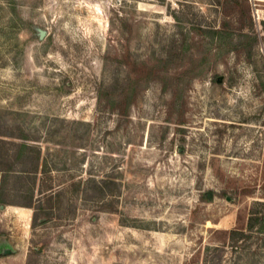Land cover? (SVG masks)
Returning a JSON list of instances; mask_svg holds the SVG:
<instances>
[{
  "label": "rangeland",
  "instance_id": "obj_1",
  "mask_svg": "<svg viewBox=\"0 0 264 264\" xmlns=\"http://www.w3.org/2000/svg\"><path fill=\"white\" fill-rule=\"evenodd\" d=\"M0 131V264H264V0H0Z\"/></svg>",
  "mask_w": 264,
  "mask_h": 264
},
{
  "label": "trees",
  "instance_id": "obj_2",
  "mask_svg": "<svg viewBox=\"0 0 264 264\" xmlns=\"http://www.w3.org/2000/svg\"><path fill=\"white\" fill-rule=\"evenodd\" d=\"M0 136H8L10 137L9 134L4 133L2 131H0ZM14 149V150H13ZM34 148L32 146H30L27 143H16L13 142L11 140H8L6 138H0V173H2V177H3V181L1 183V189L3 190V192H5L4 190L6 189L7 186V180L12 178L11 177V172L13 171V165L14 163H18L20 165H25V155H35V158L33 159V157L29 159V163L33 164V166L29 169V168H23L22 172L28 173L30 174V176H35L38 173L39 170V162H40V152L37 151L35 152V150H33ZM15 151V158L13 159L10 152ZM33 151L35 152V154H33ZM28 153V154H27ZM26 160H28V158H26ZM43 172H46L45 168L43 167ZM23 175V174H22ZM22 176H20L21 178ZM41 192V191H40ZM33 194V192H32ZM2 204H6V201L2 198H0V205ZM28 205L32 206L33 202L31 201ZM258 220V219H256ZM253 219H251L250 221V227L252 228L253 225H255V223H253ZM260 223L263 225L261 230L264 229V222H262L260 220ZM45 245L42 246L41 251L44 249Z\"/></svg>",
  "mask_w": 264,
  "mask_h": 264
},
{
  "label": "water",
  "instance_id": "obj_3",
  "mask_svg": "<svg viewBox=\"0 0 264 264\" xmlns=\"http://www.w3.org/2000/svg\"><path fill=\"white\" fill-rule=\"evenodd\" d=\"M38 32H39V37L40 38H44L47 34V32L43 29H38ZM211 196V194H209V197Z\"/></svg>",
  "mask_w": 264,
  "mask_h": 264
}]
</instances>
